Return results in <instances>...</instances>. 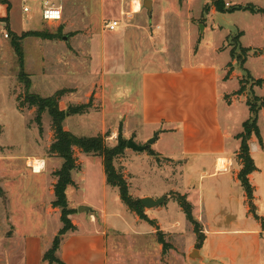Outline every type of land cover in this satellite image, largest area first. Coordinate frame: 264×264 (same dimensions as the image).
<instances>
[{
	"label": "crops",
	"instance_id": "obj_1",
	"mask_svg": "<svg viewBox=\"0 0 264 264\" xmlns=\"http://www.w3.org/2000/svg\"><path fill=\"white\" fill-rule=\"evenodd\" d=\"M20 1L21 3L19 1L17 3L21 4V15L25 19L24 26L28 25V27L20 30L17 23L13 24L11 0H0V36L7 29L14 39L29 32L46 33V27L52 29L54 26L56 31L50 33L55 36L53 39L27 37L23 40L33 39L38 43V46L53 45L63 49L62 53L65 54L68 50L70 54H79L82 51L83 38L90 40L92 46L96 36H99L98 49H101L99 63L101 69L103 68L101 80L104 82L110 80L107 77L109 74H115L114 72L106 73L107 68H111L110 65L108 66V61L115 60V57L112 59L113 51L116 54L121 53L123 62L120 69L127 72L135 68V64L138 62L151 61L149 58L157 57V50L160 55V51L167 54L171 49L170 43L167 40L164 41L165 36L162 40L160 35L147 31L145 14H149L144 8L146 0H120L119 12L124 17V22L117 17L108 18L106 13L108 0H99V23L96 28L92 27L87 20L88 16L92 14L91 10L85 13L79 6L76 7L79 0H26L30 8L27 13L23 11L25 6L23 0ZM46 2L62 9L61 21L55 23L43 21L42 11ZM136 3L139 4L138 11L134 10ZM156 4H159V0H152V17ZM190 4L191 1L186 3L184 9H188L187 6ZM79 16H83L82 25L77 27L78 20L81 19ZM113 21H117L119 26L116 30L110 31L106 25ZM241 33L243 35L239 39L240 43L246 35L243 31ZM168 37L166 35V39ZM8 38L4 37L6 40ZM226 40L221 45H216L212 52L207 54L211 60L207 55L205 57L199 55L203 41L201 40L199 50L195 55H192L194 61L190 60L192 57L190 58L188 55L182 57L181 54L178 57L185 58L187 61L180 65L142 71L137 77L139 78V90L135 95L129 89L122 90L126 96V106L122 110L124 120L139 116L140 124L147 132L142 140V145L158 133L156 142L148 149L154 153V155L147 153L148 162L154 165L164 163L162 168L165 167L164 165H175L178 168L172 172L176 173L179 179L170 190H163L159 193L140 190L135 196L138 199L146 197L158 199L168 196L166 202L157 209H145L147 217L155 221L156 225L152 226L146 221L140 220L136 214L131 212L134 224L142 226V229L133 228V230L122 233L130 240L140 238L144 245L150 244L151 240V246L155 248L156 253L149 257L154 260L156 258L158 264L161 261L162 253H164L163 245L152 236L158 232L163 236L170 237V243L165 242L169 245L168 251H171L172 258H175L177 264H207L208 259L215 264H264V141L262 146L252 144L251 148V156L257 168V171L249 176L254 189L253 209H251L247 194L238 178L242 169L237 158L241 147V141L237 139L240 132H235L233 128H226L222 122L221 100L225 101L229 112L238 107L237 103L229 105L225 100L233 86L230 80H226L225 75L226 66L231 62V54L227 50L220 51ZM10 41L15 48L13 40L10 39ZM161 41H164L165 44H159ZM206 46H210V44L207 42ZM142 49H151V53L142 56V58L139 55ZM107 52L110 53L109 57L106 56V61ZM226 54H230V60L224 57ZM173 61L170 59L171 63ZM115 90L117 88H114L112 92ZM256 92L264 97V87L256 89ZM135 96L138 99L134 104ZM16 98L15 95H10V99ZM259 115V121L263 120L264 111ZM258 123L264 139V128L261 126V121ZM0 130L3 133L4 127L0 126ZM120 131L127 141L129 139L135 141L136 138L129 135L134 132H127L125 126L119 128V133ZM116 132L118 131L113 130L112 134L115 135ZM232 139L233 142L230 143L229 141ZM7 148L9 147L3 146L0 142V264H48L43 261V256L52 247L54 239L63 228L61 211L52 205L55 199L54 185L57 182L54 173L62 167L63 160L51 156L47 152L46 157L41 158L28 155L15 156L7 152ZM76 152L80 153L78 150ZM134 152L127 149L123 156H126V160L128 159L127 163H124L125 171L133 179L136 175L130 171L129 162L135 159ZM256 155H261L259 162ZM93 160H96L98 166L101 163V166L103 165V160L100 157L82 155L80 175L83 182L87 180L85 165L93 164ZM34 161L43 163L40 172L34 170L32 166ZM76 174L79 175V170L72 173L75 185L67 189V198L69 208L77 210V213L70 217L77 230L65 236L58 256L65 264H112L109 259V232L117 234L121 231L108 224V202L104 203L101 210L91 208L94 210L89 214L78 212V208L81 206L91 207L85 194L82 199L76 200L75 204L70 202V190L79 189ZM30 175L38 178L36 180L46 179L42 185L48 195L33 204H30L29 199L32 189L26 187V177ZM127 175L125 177L128 178ZM196 176L200 180L198 185L195 181ZM206 177L209 179L207 183L202 181ZM4 181H9L10 189H15V185H17V189L10 192L3 184ZM34 186L37 188L39 182L34 183ZM74 194L72 196L76 198ZM174 194L186 197L192 206L193 218L204 230V241L200 248L192 247L198 238L194 232L193 224L187 219L178 202L181 213H178L172 223L164 224L159 217L151 215L154 210L159 213L166 212L168 201L175 200L172 198ZM215 205L222 207L221 213H218L220 215L214 214ZM127 212L128 210L122 214V218L125 220H128ZM37 216L38 218H36ZM125 222L127 223V221ZM86 223L90 224L92 228L85 230ZM142 223L149 226L145 229L141 225ZM220 223H225L226 228H221ZM34 227L38 229V232L31 231ZM48 228L51 231L49 233L47 232ZM232 232L234 234L230 235ZM188 233L194 235L190 242L186 241ZM148 234L151 235L150 239L146 236ZM196 250L198 252L193 255ZM207 251H210V255L206 253ZM132 256H134L133 252ZM140 256L144 258V255ZM192 256L196 260H193ZM112 261L113 264H120L119 261L121 264H129V259L121 260L118 254L114 255ZM144 263L146 262L144 261Z\"/></svg>",
	"mask_w": 264,
	"mask_h": 264
},
{
	"label": "rangeland",
	"instance_id": "obj_2",
	"mask_svg": "<svg viewBox=\"0 0 264 264\" xmlns=\"http://www.w3.org/2000/svg\"><path fill=\"white\" fill-rule=\"evenodd\" d=\"M17 1L21 3L20 0H11L13 5L12 23H17L18 28L21 30L22 28H27L28 25L24 26L25 19L21 15V4L18 5ZM190 1L191 4L187 6L188 9H184L186 3L188 4ZM119 2L120 0H108L106 2L108 8L106 13L108 18L117 17L124 22V17L119 12ZM226 2L229 3V7L253 4L264 8V0H226ZM213 3L214 0H159V4H156L153 17L150 18L147 13L145 14L146 29L155 35H160L162 40L165 36L164 41L166 42L167 40L170 43L171 49L168 50L167 54L160 51V55L157 50V57L150 56L151 58L149 59L151 61L138 62L135 64V68L127 72L120 69L123 62L121 53L116 54L113 51L114 56H112V59L115 57V60L113 62L108 61V66L110 65L111 68H107L106 73L114 72L115 74H109L107 77L110 80L105 82L101 80L103 68L101 69L99 63V57L101 56V49H98L100 44L99 36H96L92 46L90 45V40L83 38L82 41L84 43L81 48L82 51L79 54H70L69 50L67 51L68 54H65L62 53L63 49L53 45L44 44L38 46V43L33 39H28V41L23 40L22 43H19L23 52L22 66L17 51L12 46V41H10V39L13 40V37L8 29L5 30L6 32H3L0 36V126L4 127L3 133L0 130V135L2 134L0 136L1 144L9 147L6 151L15 156L28 155L41 158L46 157V152L49 154L48 149L55 140L52 118L47 112L43 114L41 123L39 124L35 109H29L28 105L20 108V105L24 103L26 93L25 86L19 82L18 77L21 72H24L32 82L31 94L48 98L54 96L59 91H66L61 97L59 104L60 108L66 112L63 127L73 135L77 137L103 135L105 136L106 145L115 147L118 143L119 128L125 126L127 132H134L129 135L136 138L135 144L139 146L147 145L150 139L142 145V140L147 132L140 124L139 116L135 117L136 120H134L135 118H130L127 121L124 120L122 110L126 106V96H124L122 90L129 89L135 95L139 90V78L137 77H139L142 71L159 70V68L177 66L184 63L187 59H181L178 56L182 54V57L188 55L191 58L199 50L201 40L203 41L199 55H202V57H205L210 51L212 52L216 45H221L226 39L220 51L227 50L230 54L233 52L235 55L234 58H231V62L227 64L225 70L226 80H230L233 85H231L232 88L230 93L226 95L225 100L229 105L237 103L238 107L229 112L225 106V101L221 100V113L222 122L226 128H233L235 132L242 133L243 124L252 116L250 104H253L255 109H258L261 103L257 102L255 97L264 99V97L256 92V89L260 87L252 85V78H264V15H254L248 11L222 14L215 11ZM77 6L85 13L91 10L92 14L88 16L87 20L91 23L92 27L96 28L99 23V0H79L76 4ZM79 18L81 19L78 20L77 27L82 25L81 20L83 16H79ZM20 20L23 22H19ZM55 31L54 26L52 29L45 28L46 33ZM241 31L245 32L246 35L241 39V43H239L238 35ZM5 33L9 34L8 40L4 39ZM166 35L169 36L167 39ZM164 41H161L159 44L164 45ZM207 42L210 46H206ZM240 47L248 49L252 47L247 56V65L245 63L243 67L239 61L243 55ZM109 53L107 52L108 55H105L106 61V56L109 57ZM150 53L151 49H142L139 55L142 57ZM230 54H226L224 57L230 60ZM207 57L211 60L210 56L207 55ZM170 59L174 60L173 63L170 62ZM190 60L194 61V56ZM114 88H117V90L112 92ZM10 95H15L17 98L10 99ZM18 97L19 102L17 100ZM134 99L133 103L135 104L138 97L135 96ZM83 105L89 106L86 109V113L82 115L75 114L74 110ZM263 111L264 109L260 112ZM259 116L258 122L261 121V126L264 128V119L259 121ZM113 130L118 132L114 135L112 134ZM261 140L260 142L255 136L251 138L249 141L250 153L252 144L262 146L263 137ZM229 142L232 143L233 139ZM79 152H75L80 165L79 175H75L79 189L70 190V202L75 204V201L82 199L84 194L87 196L90 208L101 210L104 203L108 202V224L115 226L121 231V233L117 234L112 231L109 232L110 262L113 264V257L118 254L121 260L129 259V264H158L156 258L154 260L149 257L153 253H156V250L154 251L155 248L151 246V240L150 244L144 245L140 238L132 239V237V240H130L127 239L126 235L122 234L127 230H133V228L141 230L142 226L134 224L131 211L119 198V190L106 184L104 165L101 166V163L98 166L99 164L95 162L96 160H93V164L91 165H85V177L87 180L85 182L82 181L80 172L82 170V155L84 153ZM147 153L148 150L134 152L135 159L129 162L130 171L136 175L134 179L131 175H127L125 171L124 163H127L128 160H126V156L116 160V167L122 169L123 173L128 176L130 194L135 199H138L135 196L140 190L152 193L170 190L176 184L177 179H179L177 174L172 172L178 169L177 166L164 165L165 167L162 168L164 163L162 165L158 162V164L156 163L157 165L149 163L146 156ZM256 159L259 162L261 155H256ZM26 179V187L32 189L29 197L30 204L36 203L43 197H48L42 185L46 179L36 180L38 178L31 177V175L26 177ZM195 181L196 185H198L200 182L198 176H196ZM202 181L207 183L209 179L206 177ZM4 182L3 184L10 192L17 189V185L14 186L15 189H10L9 186L11 184L9 181ZM36 182H39L37 188L34 186ZM73 194L76 195V198L72 196ZM192 201L195 202V200ZM167 205L168 210L166 212L159 213L157 210H154L151 213V215L159 217L164 224L172 223V220L177 217L178 213H181L177 201L173 199L169 200ZM121 209L128 210V214H126V216L128 215V220L122 218V214L127 210ZM214 210L215 215H220L218 213H221L222 207L215 205ZM141 225L145 229L149 226L146 223H142ZM225 226H227L225 223H220L221 228ZM84 228L85 230H89L92 226L86 223ZM31 231L35 233L38 232V229L34 227ZM47 232H51L49 228ZM233 234V232L230 233V235ZM146 236L150 239L151 235L148 234ZM152 236H154L155 240H159L158 234ZM163 237L166 242L170 243L168 235ZM193 237V233L192 235L188 233L186 241L190 242ZM198 243L197 239L192 247L197 248ZM132 252L134 256H132ZM206 253L210 255V251ZM139 255H144V258L143 256L139 257ZM174 259L169 250L167 253H162L159 264H177ZM119 263L121 264V261ZM207 264L215 263L208 259Z\"/></svg>",
	"mask_w": 264,
	"mask_h": 264
},
{
	"label": "trees",
	"instance_id": "obj_3",
	"mask_svg": "<svg viewBox=\"0 0 264 264\" xmlns=\"http://www.w3.org/2000/svg\"><path fill=\"white\" fill-rule=\"evenodd\" d=\"M226 4V0H214L213 7L216 12L222 14H232L237 11H248L251 14H264V9H261L253 4L245 6L239 5L235 7H228ZM242 35L243 33H240L238 35V39H240ZM27 37L53 39L55 36L50 33L29 32L19 38H14V46L16 48L22 66L23 52L19 43L21 40ZM240 50L243 55L239 61L241 62V65L243 67L247 62V56L250 52V49L240 47ZM231 57H235L233 52H231ZM18 78L19 82L25 86L26 93L24 103L20 105V108L28 105L29 109H35L37 113V122L39 124L41 123V119L44 113L47 112L50 115L53 122V130L55 132V140L49 148V154L63 160L62 167L54 173V176L57 178V182L54 185L55 199L52 202L53 207L58 208L61 211V222L63 224V228L59 231L58 235L54 239L52 247L45 252L43 261L48 264H65L59 258L58 251L65 236L68 233L75 232L77 230L76 226H74L72 221L70 220V217L73 214L77 213V210L69 208L67 198V189L70 186L75 185L72 179V173L79 170L80 168L77 157L75 155L76 150L81 151L85 155L102 158L107 185L119 190L121 202L132 213L136 214L140 218V220L146 221L150 225L155 226L156 222L150 220L147 217L141 199H135L130 194V184L127 180L128 178L125 177L123 170L116 167V160L122 158L127 150V140L123 137L122 132L120 131L119 133L117 139L118 143L115 147L107 146L105 143V136L103 135H98L95 137H77L73 135L63 127V123L66 118V112L60 108L59 104L61 97L66 93V91L62 90L57 92L52 97L42 98L38 95L30 93L32 82L24 72H21ZM252 85L261 88L264 87V78H252ZM17 100L19 102V97ZM255 100L257 102H260L261 105L258 109H255V106H253V104H250V112L252 116L243 124V132L237 136V139L241 141V147L237 158L242 165V169L238 175V178L247 194L249 206L251 209H253L252 200L254 198V189L250 183L249 176L257 171V168L250 153L249 141L253 136H255L260 142L262 141L260 128L258 126V115L259 112L264 109V99L255 97ZM87 108H89L88 105H83L77 107L74 112L75 114L82 115L86 113ZM148 152L151 155H154L152 151L148 150ZM172 198H174L179 203L180 207L186 214L187 219L193 224L194 232L197 235L199 241L197 247L200 248L204 239L203 230L193 218L191 204L187 201L186 197L180 195L174 194L172 195ZM158 235L160 238L159 242L163 245V250L165 253L168 251L169 245L163 239L162 233L158 232Z\"/></svg>",
	"mask_w": 264,
	"mask_h": 264
},
{
	"label": "water",
	"instance_id": "obj_4",
	"mask_svg": "<svg viewBox=\"0 0 264 264\" xmlns=\"http://www.w3.org/2000/svg\"><path fill=\"white\" fill-rule=\"evenodd\" d=\"M144 8L148 11L149 16L152 17V11H153L152 0H146L144 3ZM157 138H158V133H156L154 135V137L152 139H150L148 141L147 145H145V146H139V145L134 143L133 139H129L127 141V149L133 150L136 152H143L145 150L150 149V147L156 142ZM167 199H168V196H164V197H161L158 199L146 197V198L141 199V202H142V205L145 209L151 210V209H154V208H157V207L163 205ZM78 212L89 214V213H92L93 210L87 206H81L78 208ZM197 252L198 251L196 250L193 255H196ZM192 259L196 260V258L194 256H192Z\"/></svg>",
	"mask_w": 264,
	"mask_h": 264
},
{
	"label": "built area",
	"instance_id": "obj_5",
	"mask_svg": "<svg viewBox=\"0 0 264 264\" xmlns=\"http://www.w3.org/2000/svg\"><path fill=\"white\" fill-rule=\"evenodd\" d=\"M23 3L25 4L23 11L25 13L29 12L30 8L27 5V1L23 0ZM226 5L229 7V3H227ZM62 17H63L62 9H60L54 5H50L47 2L45 3V6H44L43 11H42V19L44 22L55 23V22L61 21ZM118 26H119V23L117 21H113V22L109 23L108 25H106V27L110 31L116 30ZM5 37L8 38L9 35L5 34ZM253 149H254V147H253Z\"/></svg>",
	"mask_w": 264,
	"mask_h": 264
},
{
	"label": "bare ground",
	"instance_id": "obj_6",
	"mask_svg": "<svg viewBox=\"0 0 264 264\" xmlns=\"http://www.w3.org/2000/svg\"><path fill=\"white\" fill-rule=\"evenodd\" d=\"M136 4H137V3H136ZM134 5H135V4H134ZM138 8H139V4H137V5L134 7V10L137 9V11H138ZM32 166H33V168H34V170H35L36 172H40L41 169L43 168V163H42V162H39V161H34V162H32Z\"/></svg>",
	"mask_w": 264,
	"mask_h": 264
}]
</instances>
